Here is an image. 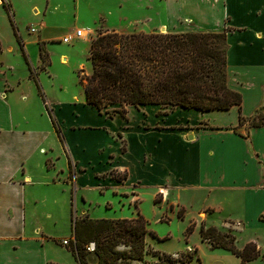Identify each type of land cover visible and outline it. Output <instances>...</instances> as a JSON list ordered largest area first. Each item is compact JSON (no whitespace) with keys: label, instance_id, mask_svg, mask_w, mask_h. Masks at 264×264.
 <instances>
[{"label":"crops","instance_id":"obj_1","mask_svg":"<svg viewBox=\"0 0 264 264\" xmlns=\"http://www.w3.org/2000/svg\"><path fill=\"white\" fill-rule=\"evenodd\" d=\"M8 1L12 18L19 20L18 4ZM90 1L80 27L90 31L82 38L87 49V38L96 28L122 31V18L127 17L122 11L145 14L138 19L142 32L160 28L169 33L224 32L226 85L241 94V106L206 111L175 107L161 112L153 105L141 110L128 106L124 117L109 116L86 104L80 88L62 103L44 93L43 99L37 90L41 102L37 99L35 111L21 89L17 94L23 121H15L20 104L12 95L20 82L0 79V264H58L49 252L50 240L60 237L47 225L56 226L54 219L60 215L75 216L77 192L88 187L122 193L136 209L138 201L150 195L166 203L172 216L176 208L180 210L181 217L187 211L183 195L201 199L195 217L188 221L192 231L198 232L201 224L214 226L234 235L238 244L242 232L264 226V126L249 125V119L264 109V0H123L124 9L119 0L114 16L110 8L93 10L96 0ZM79 4L76 0L77 12ZM52 10L62 6L56 4ZM39 31L36 39L26 40L37 46ZM18 35L22 49L23 44L27 47L29 42ZM44 100L59 132L46 114ZM240 116L245 118L242 123ZM81 201L85 202L83 197ZM81 215H87L83 208ZM67 239H72V230ZM243 240L241 247L254 242L261 254L256 237ZM193 251L196 255L197 248Z\"/></svg>","mask_w":264,"mask_h":264},{"label":"trees","instance_id":"obj_2","mask_svg":"<svg viewBox=\"0 0 264 264\" xmlns=\"http://www.w3.org/2000/svg\"><path fill=\"white\" fill-rule=\"evenodd\" d=\"M9 20L21 45L10 16ZM42 52L39 45V53ZM88 52L91 72L79 77L85 102L109 116L117 113L124 117L128 106L136 109L147 105L171 109L184 107L201 111L241 106V94L226 85V37L222 31H102L90 41ZM45 107L59 132L46 103ZM239 119L240 123L245 121L242 116ZM249 125L264 126V109L249 119ZM177 216H182L181 211ZM70 219L72 239L68 250L77 264L141 261L147 253L146 236L156 237L140 214L119 219H93L71 214ZM192 230L193 226L189 224L186 232ZM198 233L211 248L228 251L240 260V264L261 255L254 242L238 248L234 235L214 226L201 224ZM90 241L95 244L94 263L87 261L89 252L85 246ZM153 255L158 258L155 264H189L196 256L190 250L179 253V258L158 251Z\"/></svg>","mask_w":264,"mask_h":264},{"label":"rangeland","instance_id":"obj_3","mask_svg":"<svg viewBox=\"0 0 264 264\" xmlns=\"http://www.w3.org/2000/svg\"><path fill=\"white\" fill-rule=\"evenodd\" d=\"M14 1L19 6L18 11L22 13L17 21L16 18H12L9 1L0 0V79L8 80L10 83L20 82V86H14L12 97L17 105L20 104L17 106V112L14 110V120L21 121L22 119H19V117L21 115L20 112H22V104L19 102L17 94L21 92V89L25 91L29 100L32 101L33 110L35 111L39 107V102H36L37 99H40L41 102V94L39 92V96L37 90L41 91L42 94L44 93L47 98L50 97L55 102L62 103L69 101L73 92H79L80 88L82 89L79 77L91 72V62L88 58L89 48L85 47L86 42L84 39L64 43L61 38L75 28H80L82 26L81 22L86 21L88 0H79L78 12L74 8L76 0ZM89 2L91 1L89 0ZM103 2L102 0L92 1L93 10L98 12L102 8H110L114 12L113 16L118 15L119 0H108V4ZM123 3L124 1L122 0L120 3L123 6L122 9H124ZM56 4L62 6V10H52ZM115 7H118L117 10H114ZM129 12L122 11V17H127L122 18V31L119 32H136L141 28L138 19L143 20L146 17L145 14H140L139 11ZM8 15L17 22V27L16 23L14 24L17 29L16 33L21 34L23 41L29 42L27 47L23 44L24 51L15 36ZM31 26L40 28L36 41L37 46L33 41L30 42V40L37 38L36 33L30 34L27 31ZM162 28L164 29V27ZM102 31L109 30L103 29L102 26L96 28L92 36L87 38L89 44ZM157 32L166 33L161 28ZM29 36H32L30 40H26ZM41 37H48V40L46 42L42 41ZM39 45L42 47V53H39ZM80 62L81 64L78 66ZM47 105L49 106L48 103ZM161 109L163 108H156L159 112L162 111ZM46 114L48 115L47 109ZM111 115L116 116L118 114L113 113ZM48 121H50L49 118ZM46 144H49V140L46 141ZM50 144L54 145V142ZM37 160L33 159L36 163ZM36 163H33L34 169L38 168ZM117 175L122 176L120 173ZM81 197L84 198V203H82ZM181 201L185 203L187 211L184 217H177L175 213L178 211L177 208L172 216L171 209L166 203L159 202L150 195H144L138 201L136 209L133 204L131 206L128 205L122 193L114 194L111 188L99 190L98 188L88 187L77 192L73 211L75 217H81L83 215L80 216V210L83 208L87 216L93 219L132 218V216H136V210L140 212V215L148 222V230L152 231L156 237H152L149 234L146 236L147 253L144 254L141 261L128 260L123 261V264H155L158 258L153 255L154 251L171 254L172 257L179 258V253L187 251V246L190 249L197 248L196 256L189 264H240L239 259L232 254L220 249H212L206 243L201 242L197 231L186 232V228L189 225L188 221L191 217H195V208L201 203V199H189L183 195ZM107 204H109V207L106 206ZM201 215H204V213H201ZM54 222L56 226L51 225L53 224L51 223L47 225V228L51 232L58 234L60 240H50L52 245L49 255L58 264H77L71 251L62 243V239L68 241L67 237L71 235L70 219L65 214L60 215L59 218L55 217ZM215 222L218 221L215 220ZM249 237H256L259 240L261 254H263V257L260 255L254 264H264V226H251L249 231L240 234L239 242L237 244L235 241V245L241 248L240 245L244 241L243 239ZM65 245L69 246V241ZM193 249L190 251L194 252ZM88 259L95 260V258L93 259V252L87 254V261Z\"/></svg>","mask_w":264,"mask_h":264},{"label":"built area","instance_id":"obj_4","mask_svg":"<svg viewBox=\"0 0 264 264\" xmlns=\"http://www.w3.org/2000/svg\"><path fill=\"white\" fill-rule=\"evenodd\" d=\"M28 31L30 33H36L38 31V27L35 28V27L31 26V27L28 28ZM88 34H90V31H88V30H85L83 28H75L72 32L67 33L66 35H64L61 38V41L64 42V43H71L74 40L82 39V38H85V37L89 36ZM68 241L67 240H63L62 243L65 245V244H67ZM85 247H86V251L93 252L94 249H95V244H94L93 241H90V242H88L86 244Z\"/></svg>","mask_w":264,"mask_h":264}]
</instances>
